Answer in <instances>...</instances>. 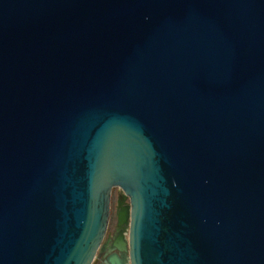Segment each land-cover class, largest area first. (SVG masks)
Returning a JSON list of instances; mask_svg holds the SVG:
<instances>
[{
    "label": "water",
    "instance_id": "obj_1",
    "mask_svg": "<svg viewBox=\"0 0 264 264\" xmlns=\"http://www.w3.org/2000/svg\"><path fill=\"white\" fill-rule=\"evenodd\" d=\"M114 187L100 264H264V0H0V264H93Z\"/></svg>",
    "mask_w": 264,
    "mask_h": 264
},
{
    "label": "flooded vegetation",
    "instance_id": "obj_2",
    "mask_svg": "<svg viewBox=\"0 0 264 264\" xmlns=\"http://www.w3.org/2000/svg\"><path fill=\"white\" fill-rule=\"evenodd\" d=\"M113 198H115V203H113ZM123 200V191L119 187H114L112 189L111 193V211H110V218L109 223L107 226L106 234L104 236L102 245L100 249L98 250L93 264H100L106 261L107 255H108V244H111L116 238L120 237L121 235H124L127 238V224H120L119 223V210L120 205L119 201ZM129 203V198H126L123 201V205Z\"/></svg>",
    "mask_w": 264,
    "mask_h": 264
},
{
    "label": "rangeland",
    "instance_id": "obj_3",
    "mask_svg": "<svg viewBox=\"0 0 264 264\" xmlns=\"http://www.w3.org/2000/svg\"><path fill=\"white\" fill-rule=\"evenodd\" d=\"M120 188V187H119ZM113 203H115V198H113Z\"/></svg>",
    "mask_w": 264,
    "mask_h": 264
}]
</instances>
